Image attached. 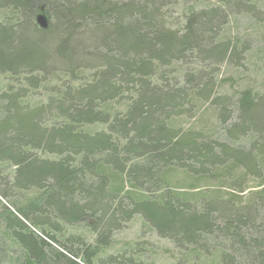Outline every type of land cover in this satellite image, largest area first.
<instances>
[{
  "label": "trees",
  "instance_id": "1",
  "mask_svg": "<svg viewBox=\"0 0 264 264\" xmlns=\"http://www.w3.org/2000/svg\"><path fill=\"white\" fill-rule=\"evenodd\" d=\"M230 15L264 0H0V264H151L110 255L135 217L177 264H264L263 35Z\"/></svg>",
  "mask_w": 264,
  "mask_h": 264
},
{
  "label": "rangeland",
  "instance_id": "2",
  "mask_svg": "<svg viewBox=\"0 0 264 264\" xmlns=\"http://www.w3.org/2000/svg\"><path fill=\"white\" fill-rule=\"evenodd\" d=\"M183 1L187 4H189L191 2H197V1H200L201 3H206V4L207 3L211 4V3L215 2V0H183ZM41 13H43V12L38 11L36 15L41 14ZM259 15H260V13L258 12V16ZM176 18H177V16H176ZM255 18L256 17L251 18L250 15H230L229 16L230 23L231 24L234 23L231 27V30H235L234 32H237L242 36L245 35V37H247L254 30V33H256V31H257V33H259L260 35H263V37H255L254 39L250 40L249 45L251 46L252 49H255L256 47L264 44V22L259 23L258 25L254 24L255 22L261 21V18H257V21H255ZM254 27H256V29H254ZM215 68L218 69V78L219 79L225 77L224 75H225L226 71L230 72V70L227 69V66L225 64H222L218 67L212 66L210 69H215ZM233 72H234V70L233 71L231 70V74ZM243 79L245 82H247L246 79L251 80L252 78H251V76L246 78V75H244ZM205 107H207L206 110H203L201 113H199V114H203V113H205V114H203L197 120V122L210 120L209 115L211 113L209 110V106H205ZM195 120L196 119L192 120L193 123H195ZM210 122L212 123V120ZM182 126H183V128L188 129V128L192 127V124L190 122H184ZM195 126H196V128H198L197 126H199V125L195 124ZM195 126L193 125V127H195ZM231 187L232 186H230V185L225 187L224 188L225 193H229V194L231 193V194L237 196V198H239L242 202H244L246 200V197L249 193L256 191V189L250 188L251 186L242 192H239V191H237ZM200 188H201V190L212 191L210 185L201 186ZM224 198H226V196H224ZM144 230L145 231L142 230L141 220L139 219V217H135L126 226V228L124 230L115 234L114 239L112 241L113 249L109 250L110 255L114 254L116 252V250L120 249L121 247H126L125 248L126 250H124V251H127V249L131 245L139 243V253L141 252V249H142L143 250L142 253L144 254V257H142V258H144L147 263H151V264H177L178 261L176 262V260L180 259V255H179L180 252L178 250H176L173 247V245L170 242H168L167 240L158 238L151 231H147L146 229H144ZM125 253L126 252H124V254ZM172 254H174L175 258L172 257ZM138 257H140L139 259L142 262L141 256L138 255Z\"/></svg>",
  "mask_w": 264,
  "mask_h": 264
},
{
  "label": "water",
  "instance_id": "3",
  "mask_svg": "<svg viewBox=\"0 0 264 264\" xmlns=\"http://www.w3.org/2000/svg\"><path fill=\"white\" fill-rule=\"evenodd\" d=\"M41 11V10H40ZM35 21L37 23V25L41 28V29H47L48 27V22L47 19L44 15V13L38 14L35 17Z\"/></svg>",
  "mask_w": 264,
  "mask_h": 264
}]
</instances>
